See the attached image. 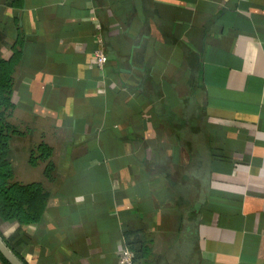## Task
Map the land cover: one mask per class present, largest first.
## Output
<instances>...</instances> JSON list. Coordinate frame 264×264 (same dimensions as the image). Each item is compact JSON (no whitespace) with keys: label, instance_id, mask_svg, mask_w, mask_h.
<instances>
[{"label":"crops","instance_id":"obj_1","mask_svg":"<svg viewBox=\"0 0 264 264\" xmlns=\"http://www.w3.org/2000/svg\"><path fill=\"white\" fill-rule=\"evenodd\" d=\"M0 60L55 164L16 151L49 193L0 224L20 264H118L129 239L133 264H264V0H0Z\"/></svg>","mask_w":264,"mask_h":264},{"label":"trees","instance_id":"obj_2","mask_svg":"<svg viewBox=\"0 0 264 264\" xmlns=\"http://www.w3.org/2000/svg\"><path fill=\"white\" fill-rule=\"evenodd\" d=\"M12 61L0 60V224L34 223L40 220L42 212L47 204L48 190L42 181L25 180L18 176L15 154L22 144L27 146L29 153L27 161L30 166L41 164L45 183L51 181V173L54 170V161L51 160L52 148L45 142L39 145H29L30 128L15 125L12 120L14 104L11 102ZM128 248L134 259L139 254H144L146 246L142 241L128 240ZM146 254V253H145ZM6 264H9L3 256H0Z\"/></svg>","mask_w":264,"mask_h":264},{"label":"built area","instance_id":"obj_3","mask_svg":"<svg viewBox=\"0 0 264 264\" xmlns=\"http://www.w3.org/2000/svg\"><path fill=\"white\" fill-rule=\"evenodd\" d=\"M95 40L98 42V46L95 47V49L92 52L93 62L98 67H103L104 64L106 63L107 56L101 47L100 38L96 36ZM117 256H118V264H133L134 256L132 255L131 250L127 246L121 248Z\"/></svg>","mask_w":264,"mask_h":264},{"label":"water","instance_id":"obj_4","mask_svg":"<svg viewBox=\"0 0 264 264\" xmlns=\"http://www.w3.org/2000/svg\"><path fill=\"white\" fill-rule=\"evenodd\" d=\"M0 251L4 254L6 259H8L12 264H20V262L15 259L5 248L4 244L0 241Z\"/></svg>","mask_w":264,"mask_h":264}]
</instances>
